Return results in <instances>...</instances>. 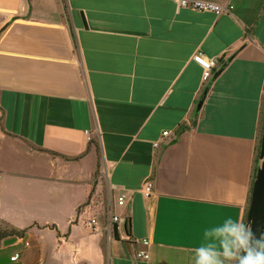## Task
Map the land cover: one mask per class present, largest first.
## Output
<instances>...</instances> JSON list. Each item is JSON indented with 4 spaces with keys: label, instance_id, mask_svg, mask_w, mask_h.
Listing matches in <instances>:
<instances>
[{
    "label": "crops",
    "instance_id": "obj_1",
    "mask_svg": "<svg viewBox=\"0 0 264 264\" xmlns=\"http://www.w3.org/2000/svg\"><path fill=\"white\" fill-rule=\"evenodd\" d=\"M190 1L227 11L26 0L22 12L23 0H0V232L20 234L0 239V264H194L206 229L246 224L264 127V0ZM196 52L219 59L206 83ZM108 192L127 195L111 242L84 225Z\"/></svg>",
    "mask_w": 264,
    "mask_h": 264
},
{
    "label": "built area",
    "instance_id": "obj_2",
    "mask_svg": "<svg viewBox=\"0 0 264 264\" xmlns=\"http://www.w3.org/2000/svg\"><path fill=\"white\" fill-rule=\"evenodd\" d=\"M176 3L182 8H189L199 12L212 11L217 14H222L227 9L219 4L206 1H190V0H175ZM193 60L201 66L203 69V82H208L214 70L219 64L218 58H210L204 56L201 52H196L193 55ZM170 132L164 131L162 133L163 137H169ZM159 146V141L154 143V147ZM114 187L111 188V191H114ZM153 192V181L147 179L142 188L141 193L145 198H149ZM127 204V195L125 193H120L115 195L114 192H108L103 199V208L101 212L97 208L89 204L86 206L84 213L86 218L84 220V225L87 229L94 233H102L107 238L108 242H111L119 237L120 226L122 223H125L127 220L123 216L117 214L116 209L124 207ZM142 243L150 249L151 242L148 239H143ZM148 251H143L138 253L139 258H144L147 256ZM20 257L19 253H16L12 260L16 261Z\"/></svg>",
    "mask_w": 264,
    "mask_h": 264
},
{
    "label": "clouds",
    "instance_id": "obj_3",
    "mask_svg": "<svg viewBox=\"0 0 264 264\" xmlns=\"http://www.w3.org/2000/svg\"><path fill=\"white\" fill-rule=\"evenodd\" d=\"M194 264H264V237L257 239L243 218L225 219L204 231Z\"/></svg>",
    "mask_w": 264,
    "mask_h": 264
},
{
    "label": "water",
    "instance_id": "obj_4",
    "mask_svg": "<svg viewBox=\"0 0 264 264\" xmlns=\"http://www.w3.org/2000/svg\"><path fill=\"white\" fill-rule=\"evenodd\" d=\"M26 0H23L21 11H26ZM84 25H86L83 17ZM246 225L257 239L264 237V127L258 157L256 177L253 182L250 205L247 213ZM14 241V240H10Z\"/></svg>",
    "mask_w": 264,
    "mask_h": 264
},
{
    "label": "trees",
    "instance_id": "obj_5",
    "mask_svg": "<svg viewBox=\"0 0 264 264\" xmlns=\"http://www.w3.org/2000/svg\"><path fill=\"white\" fill-rule=\"evenodd\" d=\"M92 144L96 147L97 151H99V144L97 143V141H92ZM260 144H261V140L259 142V146H258V150H257V155L259 156V151H260ZM256 172H257V169H255V174H254V180H255V177H256ZM253 180V182H254ZM126 229H127V233H128V230H129V226H126ZM14 235H20L19 233L17 234V232H0V239L2 238H7V237H12ZM119 237L117 236L116 239H118Z\"/></svg>",
    "mask_w": 264,
    "mask_h": 264
},
{
    "label": "rangeland",
    "instance_id": "obj_6",
    "mask_svg": "<svg viewBox=\"0 0 264 264\" xmlns=\"http://www.w3.org/2000/svg\"><path fill=\"white\" fill-rule=\"evenodd\" d=\"M107 264V263H106Z\"/></svg>",
    "mask_w": 264,
    "mask_h": 264
}]
</instances>
